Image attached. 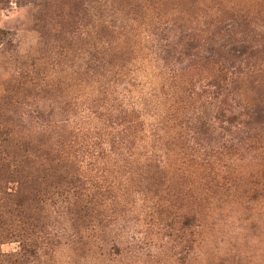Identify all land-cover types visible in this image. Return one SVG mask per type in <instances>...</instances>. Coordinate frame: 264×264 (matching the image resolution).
I'll list each match as a JSON object with an SVG mask.
<instances>
[{
    "label": "rangeland",
    "instance_id": "1",
    "mask_svg": "<svg viewBox=\"0 0 264 264\" xmlns=\"http://www.w3.org/2000/svg\"><path fill=\"white\" fill-rule=\"evenodd\" d=\"M128 3L0 0V264H264V59L237 65L243 71L236 100L230 96L231 112L223 114L232 121L225 123L231 138L257 136L214 181L200 167H180L177 129L166 118L180 80L161 77L155 51L162 42L153 36L167 23L184 26L202 45L200 55L217 61L229 41L264 33V0H139L141 7L131 9ZM90 15L116 32L102 31L101 40L140 51L123 74L109 77L115 84L108 93L85 74ZM198 54L191 58L200 61ZM104 103L135 113L139 147H108L74 163L69 178L86 182L85 204L73 208L70 189L68 198L59 193L38 212L39 222L27 223L20 168L27 137L36 140L59 113L87 116L99 105L106 114ZM107 119L78 116L72 127L103 129Z\"/></svg>",
    "mask_w": 264,
    "mask_h": 264
},
{
    "label": "trees",
    "instance_id": "2",
    "mask_svg": "<svg viewBox=\"0 0 264 264\" xmlns=\"http://www.w3.org/2000/svg\"><path fill=\"white\" fill-rule=\"evenodd\" d=\"M111 1L114 3L132 1L126 4L129 9L141 7L139 0ZM97 3L99 6L104 4L101 1ZM90 7L92 8V5ZM94 21L95 18L90 15L86 31L85 74L95 85L104 84L108 93V87L115 84L111 78H114V75L118 76L119 73L123 74L124 68L137 60V53L140 51H137L136 45L132 46L129 42L117 40L113 45L111 42L101 40L100 33L111 29L106 23L96 25ZM184 29V26L167 23L161 33L153 34L156 42H162L155 51L157 61L162 64L157 68L165 70V73L160 72L161 77L164 74L172 75L173 84H175L173 80L176 82L180 80L175 88L176 100L171 107L173 113L166 118H169L177 129L174 139L178 153L175 154L180 159L181 169L184 164L197 166L208 173V178L213 175V180L218 181L223 173L228 172L222 171L223 168H227L225 165L239 154L240 149L249 140L252 141L257 136L245 131L244 137L231 138L230 128L226 124H232V121H225L223 114L231 112L229 103L236 100L233 97L234 85L240 81L243 71L242 66L238 68L237 65L246 68L255 67L264 59V33L252 30L244 40L229 41L220 47L223 53L221 59L213 61L211 56L200 55L203 52L202 45ZM115 33L111 31V34ZM193 52L199 53L197 59H201L200 61L191 58ZM98 107L99 105L96 107L91 105L87 116L81 115L82 113L78 115L59 113L54 119H50L44 129L38 131L36 140L30 139L31 136L27 137L24 143V155L20 162L26 184L23 217L27 223L39 222L42 219L39 213L40 215L45 213V208L51 200L53 201L55 195L61 193V196L68 198L70 189L75 190L77 198L72 205L73 208L85 204L81 196H84L82 191H87L84 187L86 182L75 177L69 178L74 163L98 157L109 151L108 147L111 149L117 147L119 151L125 153L129 149L139 147L136 144L137 139L140 141L139 131L133 126L134 119L131 117L135 113L128 114L125 110L104 103L101 105V110H106V114H102L97 110ZM78 116L88 121L93 116L96 119L108 118L109 124L106 126L104 123L103 129L90 126L75 129L72 124ZM0 133H2L1 128ZM6 134L12 137L8 128ZM95 139H101L102 144L96 143ZM9 142L12 145L11 139ZM34 143L35 145L32 146ZM104 147L106 149H103ZM57 179L65 181L59 182L56 181ZM85 209L82 207L81 211ZM76 222L78 221L74 223Z\"/></svg>",
    "mask_w": 264,
    "mask_h": 264
}]
</instances>
